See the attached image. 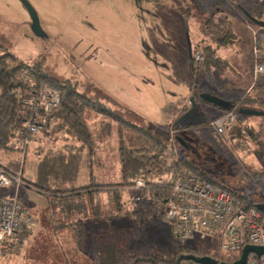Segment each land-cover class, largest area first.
<instances>
[{
    "label": "rangeland",
    "instance_id": "obj_1",
    "mask_svg": "<svg viewBox=\"0 0 264 264\" xmlns=\"http://www.w3.org/2000/svg\"><path fill=\"white\" fill-rule=\"evenodd\" d=\"M27 1L37 13L43 35L35 31L20 0H0V58L11 54L29 66L41 62L51 77L70 81L78 92L88 93L125 120L152 130L167 146L159 160L162 171L178 159L184 169L189 170L186 164H191L197 172L234 191L245 203L264 205V160L257 156V142L264 141V78L254 75V49L260 58L264 56V28L253 24L246 15L254 14L264 22V0ZM96 6L106 15H100V10L94 12ZM124 11L126 15L121 14ZM226 16L234 19V24L221 27ZM216 23L221 25L218 29ZM222 37L226 38L225 43H221ZM204 47H211L215 54L208 67L200 66L195 78L192 56ZM88 81L96 85L95 89L86 84ZM111 91L126 96L127 102L141 112L123 111L124 108L108 103ZM203 96L238 106L233 124L223 135L213 126L223 111L206 103ZM239 108L257 114H240ZM85 119L93 132L105 126L104 122L112 121L93 111H86ZM127 131L123 130L125 139L130 135ZM65 132L41 131L26 153L19 139L14 138L10 144L15 149L0 148L1 161L8 165L14 162L18 168L10 169L17 174L24 167L26 180L29 170L37 169L38 183L56 188L58 163L70 158L80 161L85 155L80 144ZM118 144L114 127L103 152L98 149L92 154L96 162L103 157L116 162H111L110 167H97L93 177L85 182L79 169L76 179H59L58 187L79 188L91 185L93 180L96 184L117 182L119 177L113 176L119 172ZM43 161L46 164L41 166ZM20 188V200L24 201L25 188ZM16 191L17 185L0 188V198H14ZM140 195L138 190L124 191L125 208L120 217L100 219L94 228L87 224L81 249L68 226L82 218L77 210L80 207L75 206L85 205L90 216L92 204L100 201L102 212H106L109 197L102 195L98 200L84 195V200L68 199L64 207H69V212H63L61 204L46 212L41 208L44 200L36 201L38 206L32 209L42 219V229L34 242L30 237L32 242L23 250L19 262L12 259L5 263L92 264L88 254H95L99 238L122 252L121 264L132 256L145 254L178 259L191 251L219 259L229 256L217 238L201 240L195 234L187 241L178 240L173 224L164 219L162 206L152 205L154 201L148 197L139 204L131 203L133 196Z\"/></svg>",
    "mask_w": 264,
    "mask_h": 264
},
{
    "label": "trees",
    "instance_id": "obj_2",
    "mask_svg": "<svg viewBox=\"0 0 264 264\" xmlns=\"http://www.w3.org/2000/svg\"><path fill=\"white\" fill-rule=\"evenodd\" d=\"M251 16L255 17L254 14ZM198 51L199 50L196 52ZM199 52H201L204 56L202 64L208 67L210 65V61L213 59L215 51L211 47H204L203 50ZM192 69L193 75L196 78L198 72L201 70V67L197 68L195 66L194 55L192 56ZM25 75H29L31 77L30 82H26L24 80ZM48 88L60 92L62 100L60 107L51 117V124L43 131L46 134H51V130L66 131V135L72 137L77 141V143L80 144L82 153L90 156L93 155L92 153H94L95 150L102 149V147L106 145L107 141L111 139L114 133V127H116L119 138L118 156L121 165L120 181L116 184L100 185L96 184L93 180L91 185H85L79 188L64 189L58 187L57 181H59V179L62 180L63 178H66L67 180L71 181L76 179L78 170L82 165V159L77 161L74 160V158H70V160L67 159L66 161L59 160L60 162L58 164L60 166V175L58 177L59 179L56 181V188L45 187L39 183H30L22 177V174L18 175L3 165H0V168L5 169L11 174L17 175L22 181L23 186L30 184L37 188L40 192L48 195L50 194L55 198H58L56 197L58 194L63 195V197L60 198L72 199L74 197H82L84 195H95L107 192L109 203L106 212H102L103 210L100 201L96 205L92 204L91 214L96 220L106 219L107 221H111L120 217L125 208L122 194L124 191L132 192L134 190V186L139 180L145 181L147 186L146 189L140 190L142 201L148 197L154 201V204L162 206L171 192L169 183H159L157 181L158 173H160V175L163 173V168L161 167L163 165L159 160L163 158L162 154L167 148L164 141L161 140L160 137L156 136L152 130L125 120L112 109L107 108L105 104L101 102V100L89 96L86 92H78L76 86L71 84L70 81L62 82L51 77L46 72H44L41 62L29 66L19 62L17 58L11 54H5L0 58V148H9L12 150L15 149L14 144L10 143L14 138H18L15 131L20 128L23 123V120L18 118L17 113L18 109L20 108L22 98L25 96L36 97L42 91ZM195 94L197 93L195 92ZM215 106L223 111L222 114H220L216 119L226 115L227 113L235 112L238 107L235 103H229L228 109H226V107L223 105ZM86 111H93L95 115H101L110 118L114 122L115 126H113L112 121L104 122L105 126H101L100 130L98 129V131L93 132L85 119ZM123 130H128L127 132L130 134L127 139L123 137ZM34 137H32L31 141L34 140ZM257 145V156L263 161L264 141H258ZM27 147H24L25 151L27 150ZM157 149L162 151L156 153L155 150ZM81 156L83 157V155ZM45 162L46 161H43L41 166L45 165ZM180 162H184V160L181 159ZM186 166H188V169L190 168L189 171L204 177L210 183L220 185L219 183L205 176L203 173L197 172V170L191 164L188 163ZM62 170H65L66 172H61ZM155 171H158V173H154ZM230 191L234 195L238 196L234 191ZM243 200L245 201V199ZM141 202H133L131 199V203L139 204ZM245 204L247 208L254 207L247 202ZM75 207H80L77 210L88 214L85 205H79ZM67 211H70L69 207L67 208ZM126 213L128 214L127 211ZM86 225L87 219L85 218H80L75 224L68 225L73 229L74 239L79 249H81V246L85 244L82 241V237L86 234ZM188 255H194L197 257L208 256L219 263L225 262L229 264L235 263L241 257L239 254L236 256L229 255L223 259H219L217 256L205 253L197 254L194 251L189 252ZM88 256L90 257L92 264H121L120 258L122 256V252L112 246H108L104 239H100L98 240V248L95 251V254H88ZM1 258H3L5 262L12 261V259L18 261L21 259V257L18 256H1ZM179 259L178 256L169 258L165 256H157L155 254H145L132 256L123 264H183L185 262H179Z\"/></svg>",
    "mask_w": 264,
    "mask_h": 264
},
{
    "label": "built area",
    "instance_id": "obj_3",
    "mask_svg": "<svg viewBox=\"0 0 264 264\" xmlns=\"http://www.w3.org/2000/svg\"><path fill=\"white\" fill-rule=\"evenodd\" d=\"M257 60L254 65L255 78H264V56L254 49ZM261 59V60H260ZM204 56L194 55V63L201 66ZM31 81L29 75L24 76ZM61 94L54 89H45L36 97L25 96L18 109L22 126L15 133L21 144L27 147L32 137L51 124V117L61 104ZM235 112L216 119L213 126L223 135L234 122ZM165 173L157 177L159 183H169L171 192L162 204L163 216L175 229V236L181 242L195 234L201 240L217 238L221 249L229 255H242L247 246L264 248V212L256 207L247 208L245 201L229 189L210 183L204 177L180 166L179 160L164 167ZM17 185L14 198H0V257H21L28 247V237L33 233L35 223L28 208L19 201L18 190L23 185L20 178L0 168V188ZM143 180L137 181L134 190L146 189ZM133 202H141V196L132 197ZM183 264H196L185 261ZM247 264H264V255L251 253Z\"/></svg>",
    "mask_w": 264,
    "mask_h": 264
},
{
    "label": "crops",
    "instance_id": "obj_4",
    "mask_svg": "<svg viewBox=\"0 0 264 264\" xmlns=\"http://www.w3.org/2000/svg\"><path fill=\"white\" fill-rule=\"evenodd\" d=\"M165 1L170 2L171 0H169V1L168 0H162V1H160V3H164ZM99 7L96 6L94 12L100 10ZM100 12H102V11L100 10ZM130 13H131V11H130ZM121 14L122 15H126L127 14V11H124ZM100 15H106V13L102 12V13H100ZM131 17H132V15H131ZM233 22H234V19H232V18L230 19L229 18V20H228L227 23L234 24ZM222 39H224V40H222L221 43H225L226 38H222ZM86 84H88V86H92V82H90V81L86 82ZM146 84L149 85V81H147ZM92 87L95 89L96 85H93ZM123 93H125V92H123ZM109 94H110V96H109V100L110 101L108 100V103L112 102L114 105H116L118 107L120 106V107L124 108V109H122L123 111H126V110L129 111L131 109L132 110L134 109L135 111H137L139 113L141 112V110H139V108H137L135 105L129 104V102H127L126 96H124L123 94H121V95L119 94L118 95L117 92H115V91H111ZM226 104L227 103H224L223 106L226 107V109H227L228 106ZM140 109H142V108H140ZM96 116H101V115H96ZM103 149H99V150L101 152H103ZM26 152H27V150L25 151V153ZM93 158H94L93 155H90L89 156V155H86V154L83 155V157H82V165L80 166V170L82 172L80 174V178L84 182L86 180H88L89 177L91 178L92 173H94V171H95V169L97 167H99L100 169L101 168H105V167H110L111 166V162H116L114 159L110 160L108 157H103V160H99L98 159L97 162ZM24 160H26V156H25ZM118 162H119V172L116 175H114L113 177H117L118 176L119 177V180H116L117 182L112 183V184L118 183L120 181V178H121V165H120V161L119 160H118ZM11 163H13V164L11 165ZM11 163L9 165H8V163L7 164L6 163H3L1 161V158H0V165H3V166H5L8 169H10V167H11V168H13V170H16L18 168L17 165L14 162H11ZM16 163H17V161H16ZM36 166H38V165H36ZM19 169H20L21 172L18 175H21L22 174V177L25 178V169H24V167H21ZM36 170L37 169H34V170H31L30 169L29 170V176L30 177L27 178L28 179L27 181H29L30 183H38V179H37L38 170L37 171ZM34 171L36 173L35 175H33V172ZM26 185L27 186L29 185V186L28 187L27 186H24L25 189L22 191V197H23L24 201L27 200L28 203L26 204L24 201H21L20 200V190H21V188L19 189V200L21 202H23L28 207L29 214L32 216V218L34 220V223H35L34 232H33V234H31L28 237V243L30 244L32 242V240L34 242V237L36 236V234H39L40 231H41V229H42V219H40L39 217H36L35 214L33 213V209H32V207L37 208L38 204H36V201L44 200L41 203L42 204V207L41 208L43 209V211L44 210L46 212H48V210L49 211H52L53 210L52 207H54V205L61 204L62 207L64 208V209H61V210H64L63 212H66L67 208L64 207V205L68 203V198H60V197H63L62 194L56 195V197H58V198H55V197L51 196L50 194L48 195V194H44V193L40 192L37 188L33 187L30 184H26ZM100 185H111V184H100ZM64 189H68V188H64ZM102 195L103 196H106V197L108 196L107 195V192H103V193H100V194L89 195V197L91 199L97 198L99 200ZM77 200H84V197L83 196L82 197H77ZM152 205H156V204L153 203ZM78 215H79V217H82L83 219L84 218L87 219V224L88 225H91L93 228L94 227H98V225L100 223V220L94 219V217L92 216V214L90 216H87V215H89V212L87 214V213H85L83 211H79ZM106 223H108V222L106 221ZM93 231H94V229L92 230V234L89 235L90 238H91V240H93V238L91 236H94L93 235L94 234ZM31 236H32V240H29ZM98 236H99V233H98ZM100 239H102V238H99V240ZM97 241H98V239H97ZM29 244H28V247H29ZM28 247H27V249H28ZM15 261L16 262H19L18 260H15ZM0 264H6L5 261H4V259L1 258V257H0ZM7 264H10V263H7ZM11 264H14V263H11Z\"/></svg>",
    "mask_w": 264,
    "mask_h": 264
},
{
    "label": "water",
    "instance_id": "obj_5",
    "mask_svg": "<svg viewBox=\"0 0 264 264\" xmlns=\"http://www.w3.org/2000/svg\"><path fill=\"white\" fill-rule=\"evenodd\" d=\"M20 1L23 4V6L27 9V11H28V13L30 15V17L32 19V22H33V26H34L35 31L38 34L43 35L42 29H41V26H40V22H39V19H38V16H37V13H36L35 9L31 6V4L27 0H20ZM246 15H247L248 19L253 24H255L258 27L264 28V22L263 21H260V20L256 19L255 17H252L247 12H246ZM203 99L205 101H207V102L213 103L214 105H218V106H222L224 104V102H219V101H216L213 98L206 97V96H203ZM226 105L229 108V103H227ZM240 114L255 115L257 113L254 112V111H251V110L240 109ZM256 208L259 211L264 212V205L256 206ZM251 253H255L258 256H262V255H264V248L255 247V246H247V247L244 248L240 259L238 261H236L235 263H231V264H247L248 257H249V255ZM181 261H191V262H194L196 264H229V263H225V262L219 263L218 261H216V260H214V259H212V258H210L208 256L197 257V256H194V255H188V256H185V257H181L179 259V262H181Z\"/></svg>",
    "mask_w": 264,
    "mask_h": 264
},
{
    "label": "flooded vegetation",
    "instance_id": "obj_6",
    "mask_svg": "<svg viewBox=\"0 0 264 264\" xmlns=\"http://www.w3.org/2000/svg\"><path fill=\"white\" fill-rule=\"evenodd\" d=\"M228 20H229V18L226 16L225 21H224V24L222 26L220 24H218V23H216L215 26L217 27V29H218L219 26L223 27L228 22ZM222 40L223 39H221V41Z\"/></svg>",
    "mask_w": 264,
    "mask_h": 264
}]
</instances>
